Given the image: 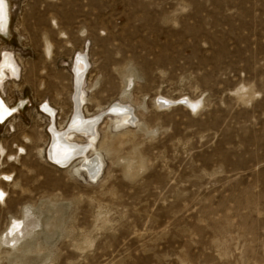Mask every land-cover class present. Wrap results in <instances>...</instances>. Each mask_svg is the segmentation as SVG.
I'll use <instances>...</instances> for the list:
<instances>
[{
	"label": "rangeland",
	"instance_id": "1",
	"mask_svg": "<svg viewBox=\"0 0 264 264\" xmlns=\"http://www.w3.org/2000/svg\"><path fill=\"white\" fill-rule=\"evenodd\" d=\"M5 1L0 264H264V0ZM81 52L95 178L46 156Z\"/></svg>",
	"mask_w": 264,
	"mask_h": 264
},
{
	"label": "bare ground",
	"instance_id": "2",
	"mask_svg": "<svg viewBox=\"0 0 264 264\" xmlns=\"http://www.w3.org/2000/svg\"><path fill=\"white\" fill-rule=\"evenodd\" d=\"M1 8H0V19H1ZM7 18V13L5 14ZM8 20V19H7ZM5 34V33H4ZM47 40V39H46ZM0 87L2 86V81L6 77L18 78L19 66L15 62L14 58L9 53L0 54ZM87 56L81 52L77 54L72 61V86H73V108L71 112V119H69L68 127L65 131L59 132L50 126V136L51 143L47 149L46 156L55 164L60 166H66L73 159L78 160V163L83 164L86 171L90 174L92 178H95L101 169V164L96 155H92L96 150L94 142L96 141V123L101 118V113L96 117H85L81 103L83 101V91H82V80L87 70ZM167 105L170 101L164 100ZM84 102V101H83ZM0 95V122L6 121L7 118L12 116V109L6 104ZM172 103V102H171ZM165 105L164 103H161ZM187 104V103H185ZM193 105V104H192ZM166 106V105H165ZM17 107V106H16ZM15 107V108H16ZM115 115V120L120 121H133L132 113L128 107L121 103L111 104L107 107ZM42 110L45 112L49 119L55 117L54 109L46 104L42 105ZM121 124V123H120ZM76 135L81 137H89V139L84 143H77L74 140ZM93 152V153H92ZM89 153L90 156L88 155ZM93 157V158H92ZM78 165V164H77ZM5 177H10L8 174L2 175ZM5 191L0 187V194L3 195ZM4 200L0 199V203ZM19 222L14 221L11 223L10 231L11 238L7 241L15 242V239H20L22 237L18 232ZM12 244V243H11Z\"/></svg>",
	"mask_w": 264,
	"mask_h": 264
},
{
	"label": "flooded vegetation",
	"instance_id": "3",
	"mask_svg": "<svg viewBox=\"0 0 264 264\" xmlns=\"http://www.w3.org/2000/svg\"><path fill=\"white\" fill-rule=\"evenodd\" d=\"M0 8H1V19H0V27L1 28H5L6 23H7V19H8V15L7 18H5V14L7 13V7H6V1L5 0H0Z\"/></svg>",
	"mask_w": 264,
	"mask_h": 264
},
{
	"label": "built area",
	"instance_id": "4",
	"mask_svg": "<svg viewBox=\"0 0 264 264\" xmlns=\"http://www.w3.org/2000/svg\"><path fill=\"white\" fill-rule=\"evenodd\" d=\"M2 189H3V188H2ZM3 190H4V189H3ZM6 196H7V195H6V192H5L3 195L0 194V199L5 200V199H6Z\"/></svg>",
	"mask_w": 264,
	"mask_h": 264
},
{
	"label": "water",
	"instance_id": "5",
	"mask_svg": "<svg viewBox=\"0 0 264 264\" xmlns=\"http://www.w3.org/2000/svg\"><path fill=\"white\" fill-rule=\"evenodd\" d=\"M161 103H164L165 105H167L168 103H166L164 100H162V101H160ZM181 103H184V102H181ZM172 104H174V103H171V104H169L168 106H170V105H172ZM110 112H112L111 110H110ZM113 113V112H112Z\"/></svg>",
	"mask_w": 264,
	"mask_h": 264
},
{
	"label": "snow or ice",
	"instance_id": "6",
	"mask_svg": "<svg viewBox=\"0 0 264 264\" xmlns=\"http://www.w3.org/2000/svg\"><path fill=\"white\" fill-rule=\"evenodd\" d=\"M5 179H10V177H5Z\"/></svg>",
	"mask_w": 264,
	"mask_h": 264
}]
</instances>
